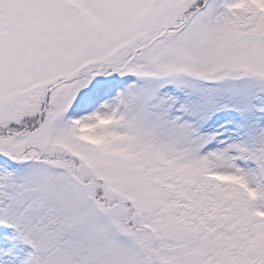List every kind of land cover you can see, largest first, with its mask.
Wrapping results in <instances>:
<instances>
[{"label":"snow or ice","instance_id":"6c2138e0","mask_svg":"<svg viewBox=\"0 0 264 264\" xmlns=\"http://www.w3.org/2000/svg\"><path fill=\"white\" fill-rule=\"evenodd\" d=\"M0 264H264V0H0Z\"/></svg>","mask_w":264,"mask_h":264}]
</instances>
